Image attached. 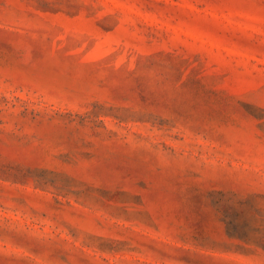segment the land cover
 <instances>
[{"label": "rangeland", "instance_id": "rangeland-1", "mask_svg": "<svg viewBox=\"0 0 264 264\" xmlns=\"http://www.w3.org/2000/svg\"><path fill=\"white\" fill-rule=\"evenodd\" d=\"M0 264H264V0H0Z\"/></svg>", "mask_w": 264, "mask_h": 264}]
</instances>
